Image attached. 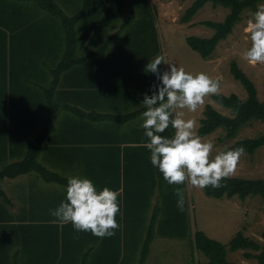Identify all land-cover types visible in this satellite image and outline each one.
<instances>
[{"label":"trees","instance_id":"obj_1","mask_svg":"<svg viewBox=\"0 0 264 264\" xmlns=\"http://www.w3.org/2000/svg\"><path fill=\"white\" fill-rule=\"evenodd\" d=\"M15 1L4 0L3 12L0 16V25L2 26L0 28L1 122L5 123L6 121L7 106L10 107L9 112L11 113L13 123H15L13 121L15 115L30 113L29 108L33 101L40 100L35 110L41 106L39 93L28 86L29 79L34 76L28 71L33 66L32 64L47 65V69L50 68L49 74L51 79L48 82V80H44L40 75L34 76L39 88L43 87V84L48 85L47 88H43L47 115L41 130L34 139L29 141L24 156L18 161L2 164L0 168V183L4 178L11 179L30 172H36L43 181L57 183L66 188L67 178L50 171L38 162L42 145L48 135L54 131V122L59 113L66 110L82 118L95 120L93 122H115L117 125H123L140 118L145 108L141 107L122 115H113L94 111L85 113L77 107L57 102L53 97V91L56 90L55 88L61 73L80 62L85 63L101 56L108 47L109 41L107 40L101 47L84 57L76 56L78 46L75 26L84 17L86 10L89 9L90 0H86L84 8L73 16H67L57 6L54 0H18L21 2L20 4H16ZM24 1H32L33 4L50 16L49 23L44 24V28L47 29L45 36L41 37L38 41V51L34 49V46L29 44L32 29L37 23H33L34 25L30 23L29 20L32 18H29L26 9L21 5ZM207 3H211L214 7L221 6L227 8L229 12L220 22H204L207 27L214 31L211 37L201 38L189 36L186 38V43L190 48L196 51L203 59H208L217 45L232 33L235 24L241 20L242 14L245 11L255 12L259 8V5L264 3V0H193L180 18V21L182 23H188ZM39 26L42 29L41 26L43 25L41 23ZM59 46L64 50L60 61ZM47 51H52V57L54 56V59L51 62L47 61L46 64L44 60L47 56L43 59L41 53H46ZM36 52L37 56H39L38 59L33 56V53ZM56 62L57 65L53 67ZM230 73L242 85L246 92V98L242 99L235 94L226 96L222 93L211 96L213 101L222 108L230 110L233 116L223 115L211 106V104H206L203 110V118H201L197 128V135L200 137L209 135L218 128H222L225 131V137L227 139H233L244 126L252 122H264V100L259 99L252 80L243 73L234 61L230 63ZM44 77L46 78L47 74ZM6 90L9 91L10 99H5ZM5 128L4 132L6 131ZM169 128L161 135L169 137ZM4 141L1 136L0 148L5 152L13 151L9 148V145H3L1 143H4ZM135 143L142 144H134L128 147L126 149L128 150L126 156L123 155L122 160H118L115 164L104 159H98L97 161L92 159V162L94 161L95 164H99V166H95L90 163L89 158L86 159V165L88 166L86 175L94 184L100 186V188L108 187L112 190L120 191L121 195L118 197V203L121 211L116 216L117 223L120 227L115 230V235L103 239L88 232L82 233L79 239L74 240L73 236H66V233L62 230L61 233L57 232V241H61L63 260L65 255L67 256L70 251L67 248L69 245L65 247L64 244L71 243V252L73 253L74 243H76L77 250L81 247L83 252L82 264H125L124 261L132 253L130 245H126L127 236L129 234H145L142 244L138 245L137 248V250L140 248L138 264H145L151 243L155 237L154 230L160 227V213H162V209L158 204H155L149 219L145 220L146 216L144 214L148 212L151 204L149 197H152V194L148 196V191L157 186V176H154L157 168L151 165L150 152L144 147L146 141H138ZM133 146L135 148L131 149ZM240 146L245 147L246 154H254L259 148L264 146V132L259 133L255 137L238 140L222 151L232 150ZM106 150L111 152L107 147ZM131 151L133 153H130ZM138 154L140 156L145 155V158L138 159ZM144 166L146 170H142ZM111 167L113 168L111 169ZM159 183H161L160 180ZM221 183L224 186L219 189H213L211 186L203 189L205 195L217 199L237 196L241 201L248 197L259 196L264 207V180L228 177L222 180ZM177 188L183 191L185 184L173 185L170 193L175 194ZM0 195L7 200L1 189ZM145 221L148 224H145ZM46 226L54 227L55 229L59 227L58 223ZM61 227L63 229L73 230L70 223L61 225ZM163 234L169 235V233ZM261 236L264 239V232ZM192 238V247L194 251H198L202 258V261H197V264H236L227 259V252H235L238 250L244 251V257L246 259L255 260L253 264H264V247H261L250 237L245 236L243 231H238L228 244L211 239L200 230H195ZM251 251L256 254H252Z\"/></svg>","mask_w":264,"mask_h":264},{"label":"rangeland","instance_id":"obj_2","mask_svg":"<svg viewBox=\"0 0 264 264\" xmlns=\"http://www.w3.org/2000/svg\"><path fill=\"white\" fill-rule=\"evenodd\" d=\"M192 2L193 0H97L94 9L96 18L92 17L91 20H88L86 15L91 11L92 6V0H90L89 9L86 10L84 17L79 20L75 26L77 35L76 41L80 40L81 37L85 40V35L81 36V33L87 29L90 34L92 33V40L88 49L94 50L101 47L110 35L113 36L108 40V46H110L109 51L114 50L128 53L126 54L127 58L117 59L124 63L122 69L125 72H123L121 76L125 77L127 80L126 83L125 79L120 78L118 79V84L124 91H128L129 89L127 92L128 94H131L133 89V86L128 85V83H131L134 76L136 78L142 77L143 75H153L155 79L154 85L159 83L154 74L146 72L144 69L149 61L160 54L164 55L169 63L175 64L178 68H184L187 73L195 75L203 72L213 79L218 78L220 81L219 93L226 96L235 94L244 99L246 98L245 90L230 73V63L234 61L243 73L252 80L259 99L263 101L264 64L253 66L242 58V53L250 47V39L245 29L248 20L251 19L252 13L250 11H245L242 14L241 20L235 24L232 33L217 45L208 59H203L196 51L190 48L186 43V38L189 36L201 38L211 37L214 31L207 27L204 22H220L229 11L227 8L221 6L214 7L211 3H207L188 23H182L180 18ZM20 3V1H18V3L16 2V4ZM22 3L28 7L33 5L32 1L29 3L24 1ZM85 5L86 0H77V2L73 4L75 10L70 13L80 12ZM100 5H105L103 11L97 10V7ZM261 5H264V3H261L259 7ZM121 10H124V12ZM133 14L134 18H132ZM89 15H93V13ZM85 23H92V32L88 30L90 26H85ZM78 43H82V41ZM62 49L61 46L58 47L59 61L63 55L62 53L64 50ZM84 54L85 53H83V55ZM56 65L57 62L53 67ZM166 68L167 65H161V72L166 70ZM128 73H132L129 78L126 76ZM35 81V77H31L28 86L39 93L41 106L37 107L35 110L40 100H35L31 103L29 110L32 117L29 123H25L24 126L19 124L18 127L14 126L10 115L11 113L9 112V106L6 107L5 123H0L1 128H5V125L7 126L5 132L4 128L2 130L3 134L1 136L5 141L1 143L3 145H9V148L12 150L15 140H25L26 148L27 142L35 138L44 124L47 115V106L43 88H47L48 85H43V87L39 88ZM55 89L56 90L53 91L54 98L59 88L56 86ZM151 93L152 91L150 90L147 91L146 94L151 95ZM5 95V99H10L8 90H6ZM206 104H211V106L223 115L233 116L230 110L222 108L213 101L211 96L206 97L204 106L196 112L190 113L186 109L184 110L185 119L190 118L197 121V127L195 129L196 134L200 120L203 118V110ZM61 112L60 118L64 116V112ZM127 112L129 113V111ZM127 112L121 113V115ZM73 116L77 121H84L91 126H93L91 122L95 121L82 118L75 114ZM138 120L142 119L139 118ZM56 121L57 119L54 125ZM105 124L117 126L115 122H107ZM102 125L101 122H97V124H94V128L102 129ZM138 132H140V134L136 137L135 134ZM141 132L140 129L132 130L131 136L128 138L132 145H134V142L146 141V137L143 138L144 134ZM263 132L264 122H252L241 128L233 139H227L225 137V131L222 128H218L209 135L199 137L205 142L210 141L213 143L212 157L214 158L216 154L229 147L234 142L244 138L255 137ZM168 134L169 137H171L174 134V129L169 128ZM9 139L13 140L12 143H10ZM53 139L55 140L54 136ZM53 139L52 135H48L46 138L41 159H38L40 164L44 161L43 157L46 154L45 150L53 145ZM59 141H61L62 144L64 139ZM133 148L135 147L133 146L131 149ZM140 154H138L137 158L144 159L145 155L140 156ZM142 170H146V167L144 166ZM34 174L45 183L38 173L34 172ZM69 174L77 176L73 171L69 172ZM154 176H157V186L148 191V196L151 194L154 196L155 204L160 206L162 213H160V227L154 230L155 237L151 243L149 255L145 264H197V261H202L201 255L198 251H194L192 247V237L195 230L203 231L209 238L223 244H228L238 231H243L245 236L250 237L261 247H264V239L261 236L264 232V207L259 196L248 197L243 201L237 196L217 199L206 196L204 190L193 188L186 182L185 188L183 189L185 207L184 211L180 212L176 207V195L170 193L173 185H168L164 181L158 169L154 172ZM230 177L264 180V146L259 148L254 154L243 155L238 162L235 173ZM82 178L89 177L83 174ZM159 180L161 183H159ZM53 184L64 187L57 183ZM0 198L4 200L2 195H0ZM151 212H146L144 214L146 216L145 220L149 219ZM171 216H173V218H171ZM145 224L148 223L145 221ZM7 228L9 229L10 226ZM163 233H169V235ZM144 237L145 234H129L127 236L126 245H130L132 253L124 261L125 264H138L140 248L138 250L137 248L138 245L142 244ZM251 253L256 254L253 251H251ZM227 259L236 264L255 263L253 259H246L244 257V251L242 250L235 252L228 251Z\"/></svg>","mask_w":264,"mask_h":264},{"label":"crops","instance_id":"obj_3","mask_svg":"<svg viewBox=\"0 0 264 264\" xmlns=\"http://www.w3.org/2000/svg\"><path fill=\"white\" fill-rule=\"evenodd\" d=\"M15 2L18 3V0ZM54 2L68 16H73L77 13H70L75 10L73 4L77 0H54ZM3 3L4 0H0V16L3 12ZM96 3L97 0H92L91 11L86 15L88 20H91L92 17L96 18L94 14ZM21 5L26 9L29 18H32L29 20L30 23L32 25H34L33 23H37V26L34 25L32 29L29 44L34 46V49L38 51V41L41 37L45 36L47 29L44 28V24L49 23L50 16L35 4L31 7H28L24 3ZM104 8L105 5H100L97 7V10L103 11ZM121 11L124 12V10ZM90 13H93L95 17L89 15ZM132 18H134V14ZM40 23L43 25L41 26L42 29L39 26ZM92 23H85V26H90L88 30L91 32ZM83 35L86 37L85 40L81 37L82 40L76 41L78 46L76 56L78 57H84L95 50L88 49L92 40V33L90 34L85 29L81 33V36ZM112 37L110 35L107 40H110ZM79 41H82V43H78ZM109 47L106 48L101 56L85 63L80 62L70 67L67 71L62 72L57 84L59 89L54 99L60 104L77 107L85 113L94 111L104 114L121 115V113L131 112L144 107L141 104L143 96L147 91L154 90L152 87L155 83L153 75H143L136 78L134 76L131 81L132 84L128 83V85L133 86L131 94H128L129 89L128 91H124L118 84V79L123 78L126 80V78L121 76L125 72L122 69L124 63L117 60L127 58L126 54L128 53L114 50L109 51ZM83 53L85 54L83 55ZM41 54L43 59L47 56L44 60L46 64L47 61L51 62L54 59L52 51L42 52ZM33 56L36 59L39 57L37 56V52L33 53ZM39 63L41 62L39 61ZM32 65L28 69L31 74L34 76L40 75L44 80L50 81V68L47 69V65ZM45 74H47L46 78L44 77ZM131 75L132 73H128L126 76L129 78ZM63 112L64 116L62 118H60L62 112L59 113L54 131L50 134L52 135V139L54 136L55 140L53 139V145L45 150L46 154L43 157L44 161L42 165L65 178L72 176L69 174L72 171L79 177H82L83 174L86 176L88 170L86 159L88 158L90 163L95 166H99V164L97 162L95 164L94 161L92 162V159L96 161L104 159L114 164L118 160L121 161L123 155L126 156L128 153L126 149L132 145L130 140H128L132 130L140 129L143 132V129L140 128L142 120H138L139 118L132 120L133 122L130 121L117 126L101 122L103 124L101 126L102 129H98L94 128V124H97V122H91L93 125L91 126L84 121H77L72 112L66 110H63ZM31 117L30 113L15 115L13 117L15 123L13 124L16 127H18V124L24 126L25 123H29ZM1 119L0 116V123H2ZM2 130L3 128L0 126V138L3 134ZM139 134L140 132L136 133L135 136L137 137ZM61 139H64L62 144L59 141ZM45 142L46 139L42 145L38 159H41ZM10 143H12L11 140ZM28 143L25 148V140H15L13 151L11 152H5L0 148V168L3 163L9 164L20 160L25 154ZM133 144L140 145L142 143L134 142ZM106 147L111 152L106 150ZM130 153L133 152L131 151ZM38 162L40 161L38 160ZM45 183L34 172L16 178H4L1 181L0 188L7 200L0 198V264H82L83 252L81 247L77 250L76 243H74L72 253L71 243H65V247L69 245L67 248L70 251L67 256L65 255L63 260L61 241H57V232L61 233L62 230L66 233V236L70 237L75 234L74 229H63L60 224H58L59 227L57 229L46 226L54 224L52 221L55 218L49 212L64 200L65 188L56 186L53 183ZM95 186L98 190L102 189L96 184ZM150 200L151 204L148 212H151L155 205L153 195ZM8 226H10L9 229L7 228ZM82 233L79 234V237Z\"/></svg>","mask_w":264,"mask_h":264},{"label":"clouds","instance_id":"obj_4","mask_svg":"<svg viewBox=\"0 0 264 264\" xmlns=\"http://www.w3.org/2000/svg\"><path fill=\"white\" fill-rule=\"evenodd\" d=\"M250 47L242 58L250 65L264 64V5L251 14L245 29ZM167 65L166 70H160ZM156 76L158 84L153 85L151 95L143 96L145 110L141 114L140 128L146 137L144 147L150 152V162L162 174L168 185H183L205 189L209 186L219 189L222 180L235 173L240 158L246 154L243 146L219 152L212 157L213 143L203 141L196 134L197 121L185 119L184 110L196 112L205 104V98L220 91V81L201 72L187 73L184 68L169 63L164 55L158 54L144 69ZM171 126V137L161 135ZM119 190L104 187L97 189L89 178L70 176L67 178L65 198L49 214L53 223L71 224L79 239L80 233L90 232L98 238L115 235L120 225L116 216L120 213ZM176 207L183 212L184 193L175 191Z\"/></svg>","mask_w":264,"mask_h":264}]
</instances>
